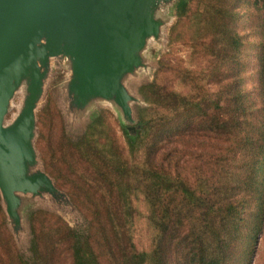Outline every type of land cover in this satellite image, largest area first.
<instances>
[{
	"label": "trees",
	"instance_id": "1",
	"mask_svg": "<svg viewBox=\"0 0 264 264\" xmlns=\"http://www.w3.org/2000/svg\"><path fill=\"white\" fill-rule=\"evenodd\" d=\"M237 2L178 0L172 31L206 63L174 66L178 87L156 80L141 86L148 106L137 107L133 131L123 126L126 149L97 111L69 147L84 166L70 164L92 211L86 233L59 229L73 264H236L247 208L259 218L264 196L261 160L247 158L264 144V75L251 94L235 68L243 64L244 46ZM211 80L215 90L207 86ZM142 219L151 237L147 250L134 240ZM33 232L39 260V234Z\"/></svg>",
	"mask_w": 264,
	"mask_h": 264
},
{
	"label": "water",
	"instance_id": "2",
	"mask_svg": "<svg viewBox=\"0 0 264 264\" xmlns=\"http://www.w3.org/2000/svg\"><path fill=\"white\" fill-rule=\"evenodd\" d=\"M177 1L0 0V190L15 222L22 206L42 192L58 191L37 168L34 146L36 109L51 62L67 63L71 105L93 114L94 102H107L127 126L135 123L136 97L124 81L143 64L147 40L160 33L159 5L175 8ZM21 88L26 94L20 112L5 124Z\"/></svg>",
	"mask_w": 264,
	"mask_h": 264
},
{
	"label": "rangeland",
	"instance_id": "3",
	"mask_svg": "<svg viewBox=\"0 0 264 264\" xmlns=\"http://www.w3.org/2000/svg\"><path fill=\"white\" fill-rule=\"evenodd\" d=\"M172 3H162L158 7V16L163 20L157 37L147 40L140 54L143 64L126 76L124 81L129 92L136 97L132 101L135 123L128 126L136 127L138 121L137 107L148 106L140 92L142 85L157 81L166 87H178L174 77V66L201 67L206 58H197L196 49L183 39L176 37L172 29L178 21L176 8ZM234 10L238 12L237 32L242 36L244 46L240 53L243 64L236 65L244 80L246 92H257L260 84L257 78L264 75V10L261 0H238ZM63 60H53L44 81L42 96L36 109V134L34 146L37 152V168L47 172L53 179L58 191L56 194L42 192L32 203L22 206L20 220L8 214L6 203L0 190V264H73L72 252L67 243L60 239L59 229L64 231L68 226L80 232L87 231L91 225V213L86 206L82 185L77 174L72 173L81 166L76 164L73 142L76 143L85 132L90 119L91 109L82 110L70 104L68 81L70 70ZM228 72V69H224ZM207 86L216 89L215 81ZM25 90L21 88L14 95L11 107L6 114L5 124H10L20 112L25 99ZM93 108L103 112L109 125V134L126 149L123 133L125 124L115 107L107 102H94ZM166 132L162 135L166 139ZM68 141V142H67ZM68 145L71 151H67ZM264 146L263 143L251 151V164L260 158L263 176L264 194ZM72 152V153H71ZM251 166V165H250ZM76 174V175H75ZM81 196V197H80ZM89 203V202H88ZM144 210V209H143ZM253 207L247 208V220L244 224V237L238 246L233 259L236 264H264V196L262 214L254 217ZM90 228V227H89ZM33 229L39 234L41 256L32 249ZM134 240L139 250H147L151 246V237L144 219L136 224ZM58 241L54 245L53 241Z\"/></svg>",
	"mask_w": 264,
	"mask_h": 264
}]
</instances>
